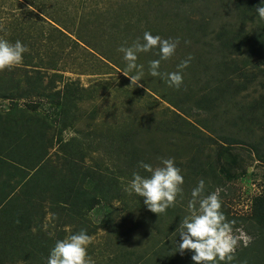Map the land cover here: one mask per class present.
Segmentation results:
<instances>
[{
    "label": "rangeland",
    "instance_id": "374dc122",
    "mask_svg": "<svg viewBox=\"0 0 264 264\" xmlns=\"http://www.w3.org/2000/svg\"><path fill=\"white\" fill-rule=\"evenodd\" d=\"M239 1L0 0V37L13 43L20 40L29 49L20 66L0 72L3 79L14 78L16 89L24 94L19 97L12 90L8 98L0 96V158L7 155L17 158L16 163L28 164L42 149L50 161L41 184L24 189L27 195L37 189L44 193L39 201V212H44L41 229L23 232L12 226L8 231L2 224L11 211L0 210V236L31 239L44 234L56 241L69 231H79V220L63 217L55 202L72 178L77 187L91 188V181L82 180L78 173L100 170L113 185L106 192L120 197L101 200L85 210L88 230L108 220L106 229L97 227L90 234L89 255L95 264H147L148 260L157 264L162 257L150 254L151 248L164 239L172 243L180 231L179 222L189 214L191 190L203 179V195L219 190L222 210L238 224L234 231L241 230L235 232L237 237L251 238L247 246L240 239L235 255L246 248L248 259L236 258V264H264V230L262 239H257L258 228L251 221L254 200L264 195V109H249L264 97V80L257 78L238 92L226 87L220 93L218 88L225 52L216 46V33L221 31L223 39L225 34L231 37L250 30L247 22L242 25L239 20ZM186 21L191 25L186 26ZM195 22L201 26L196 28ZM145 31L180 40L174 56L161 61V72L177 71L182 60L192 57L182 70L179 89L149 74V62L159 58L156 50L138 54L144 75L137 84L129 77L135 72L125 71L126 61L118 49L142 38ZM244 57L236 58L239 65ZM263 62L264 53L254 55L251 72L257 73ZM36 66L41 68L40 81L35 82L34 72L25 80L20 67L34 71ZM69 84L66 95H51ZM219 138L235 141L223 145ZM251 144L258 146L261 158ZM13 146L17 147L10 152ZM70 154L76 166L67 159ZM161 157L175 159L184 184L175 206L156 214L143 197L130 195L127 186L134 171L149 175L139 161L156 167ZM13 168L0 169L6 179L15 174L12 183L20 174ZM10 181L8 187H0V196L10 190ZM21 189L22 185L17 186L9 208L18 207L22 199L16 195ZM37 198L33 205L38 204ZM20 254L19 249L4 253L0 247V264H25ZM28 262L46 264L37 256Z\"/></svg>",
    "mask_w": 264,
    "mask_h": 264
},
{
    "label": "trees",
    "instance_id": "16d2710c",
    "mask_svg": "<svg viewBox=\"0 0 264 264\" xmlns=\"http://www.w3.org/2000/svg\"><path fill=\"white\" fill-rule=\"evenodd\" d=\"M32 3V2H31ZM241 4L240 10L238 12V17L242 25H245V22H247V25L250 26V30H245L241 33H237L230 36H226L222 39V33L221 31L216 33V39L215 43L216 46L220 47V50H224L223 56V62L220 63V71H221V78L219 79V85L218 88L220 89V93L224 92L226 87H232V90H236L238 92L239 90H243V88L255 81L257 78H261L264 80V64L260 68H257V73L251 72V67L255 68L254 65L251 63H254V55L257 54H263L264 53V20H260L259 17L256 14V6L260 3V0H241L239 1ZM53 21V20H52ZM54 22V21H53ZM187 22V21H186ZM190 23V24H189ZM192 22L188 21L186 23V26L191 25ZM209 23V22H208ZM194 25L196 28L198 26H201V24L195 22ZM56 28V27H55ZM57 30V29H56ZM254 32L253 36L251 34ZM222 54V53H221ZM242 61H240V65L238 63V60L236 59L238 56H243ZM229 56V57H227ZM233 56V57H231ZM264 63V62H263ZM25 66L29 67L28 64H25ZM251 66V67H250ZM39 66H36L34 71H28L27 68H22L23 74L26 75L25 80L28 81V79H31L32 77L28 76L29 72H34V74L37 78L35 82L40 81V71L41 68H38ZM224 68V70L221 69ZM12 73V72H11ZM38 75V76H37ZM25 77V76H24ZM11 79V80H10ZM14 78H6L3 79L0 76V96L9 97L11 95V91H16L19 97H22L20 91L16 88H18L17 82H12ZM34 82V81H33ZM224 82V83H223ZM264 82V81H261ZM226 84V85H224ZM233 84V85H232ZM39 85V84H38ZM243 85V86H242ZM54 86H50L48 89H51ZM61 90H55L51 93L52 96H59L63 92V95L68 93L69 85L65 86ZM47 88V92L49 91ZM239 89V90H238ZM19 91V92H18ZM65 91V92H64ZM14 93V92H13ZM41 96V94H36ZM62 95V96H63ZM205 99V98H204ZM177 106V104H176ZM206 107V103H205ZM264 109V97H261V101H258L255 104H250L249 109L250 112H254L257 109ZM260 121V120H259ZM33 123V122H32ZM66 124L64 125V127ZM221 143L223 145L233 144V141L235 139L231 138H219ZM36 145V143H35ZM40 145V144H38ZM254 152L256 155L261 158V156L258 153V146L256 144H251ZM17 146L11 147L10 150L13 151L16 149ZM225 147V146H223ZM42 150V149H41ZM41 150L37 151V155L33 157L31 163H25L26 161H18L16 163L17 158L7 157L4 156L0 158V169L5 166L9 165L11 167H14V170H17L20 172L17 177L19 179H15L14 183L10 181L11 177L4 178L2 175H0V187L6 188L8 187V181L12 183L10 190L8 192L1 193L0 196V210L5 211H11L8 212V219L4 220L3 227H8V231H10V228L14 226L16 229H23L24 231H31L34 228H37L39 231L41 229L40 224L42 222V219L44 217V212H39L40 205L39 201L41 202V199H44V197H41L42 193L41 189H37L36 193L34 195H27L26 192H24V189H27L30 185L41 184L40 178L42 174L44 173V169L46 168L47 162L50 164V161H46L45 158L47 156V153L44 151L41 153ZM33 152V151H32ZM26 155H29V151H26ZM32 154V153H31ZM33 155V154H32ZM36 158V159H34ZM264 158V156H263ZM69 162L76 166V160L74 159L73 154L68 155ZM46 161V162H45ZM16 163V164H15ZM79 168V167H76ZM78 175L82 177V180H89L91 181V188H84L83 186L79 185V187L76 186L74 179L70 180V184L62 191V194H60V197L55 202V205H59L57 208L60 207V211L62 212L63 217L69 218L73 221L78 219V227L76 229L80 230L81 228L86 229L88 234L94 233L95 230L98 228L106 229L107 228V222L108 220L105 219L102 221L99 226L94 227L93 229L88 230L85 224L84 213L85 210H89L92 207H94L97 203H99L101 200L110 201L111 199H118L120 197V194H109L108 190H112V183L110 177L106 173H102L100 170H93L86 173H78ZM10 184V183H9ZM22 185L23 190H20V195H16L22 200L18 203V207L14 205V207L9 208L8 205L12 201V195L15 194V190L17 186ZM36 195L39 196V198L36 199L37 203L36 205H33L31 202L34 201ZM20 205V206H19ZM55 209H51V211H54ZM70 221L69 223H72ZM251 221L255 224V226L258 228L256 232L257 239H262L263 237V230H264V195L259 196L254 200L253 204V211L251 214ZM65 222H63L64 224ZM238 224H234V227ZM9 233V232H8ZM20 233V232H19ZM2 234V233H1ZM16 234H18L16 232ZM179 234V233H178ZM8 234L6 233L3 236H0V247L4 250V253H7L8 251L13 250H20L21 260L25 262V264H29L28 258L37 256L39 257V261L41 259H45L48 255L49 249L54 245L55 240L50 239L47 236L41 234L39 237H33L31 239H27L25 236L16 237L14 239L6 238ZM169 237L172 235L167 234ZM19 236V234H18ZM27 237H29L27 235ZM256 239V238H255ZM180 237L177 235L176 237H173V241L170 244L166 243V240L164 239L162 242L158 243L157 245H154L153 248L150 250V254H153V252H157V254L161 255L162 259L157 264H194V262L191 259L192 252L190 250H184L183 253H181L179 250H177L176 243H179ZM255 241L252 243L254 244ZM8 249V250H7ZM11 249V250H10ZM246 248L242 249L241 252H238L235 256L231 264H236L238 258L240 261L245 262L247 258ZM175 252H177V255L180 254V256L176 257ZM179 253V254H178ZM147 264H150L149 260L146 261Z\"/></svg>",
    "mask_w": 264,
    "mask_h": 264
},
{
    "label": "clouds",
    "instance_id": "9594fccd",
    "mask_svg": "<svg viewBox=\"0 0 264 264\" xmlns=\"http://www.w3.org/2000/svg\"><path fill=\"white\" fill-rule=\"evenodd\" d=\"M256 14L260 20H264V0H260L256 6ZM179 43V38L165 39L145 31L142 38H137L129 46L121 45L118 51L123 53V59L126 61L125 71L135 72V75L129 77L137 84L144 75V66L137 63L138 54L156 50L159 58L149 62V74L152 77L159 76L166 80L169 87L179 89L183 84L182 70L188 67L191 56L177 65V71H160L161 61H167L174 56ZM28 51V46L22 41L16 40L13 43L0 37V72L20 66L24 53ZM138 165L149 175L134 171L127 186L129 194L143 197L147 208L156 214L165 213L168 208L174 207L178 195L183 193L184 184V177L181 169L176 166L175 159L161 157L160 164L156 167L144 161H139ZM204 191L205 181L201 179L191 190V198L187 203L189 214L179 222L180 241L176 243L177 250L181 253L190 250L194 264H231L240 239L243 238L244 245L247 246L251 238L237 237L235 232L241 230L234 231L235 221L227 219L222 210L219 190L207 195H203ZM92 241L93 237L86 229L69 231L68 235L57 239L49 249L46 264H95L88 253Z\"/></svg>",
    "mask_w": 264,
    "mask_h": 264
}]
</instances>
